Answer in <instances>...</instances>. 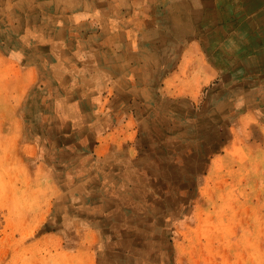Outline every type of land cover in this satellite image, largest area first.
<instances>
[{"label": "rangeland", "instance_id": "rangeland-1", "mask_svg": "<svg viewBox=\"0 0 264 264\" xmlns=\"http://www.w3.org/2000/svg\"><path fill=\"white\" fill-rule=\"evenodd\" d=\"M210 1L99 51L0 41V264H264V0Z\"/></svg>", "mask_w": 264, "mask_h": 264}, {"label": "crops", "instance_id": "crops-1", "mask_svg": "<svg viewBox=\"0 0 264 264\" xmlns=\"http://www.w3.org/2000/svg\"><path fill=\"white\" fill-rule=\"evenodd\" d=\"M156 2H163L160 10L165 13L163 18L185 25L194 17H202L205 8L204 0H0V27L10 36L0 41L49 42L60 44L58 47L66 43V48L73 44L75 50L92 43L95 44L91 46L93 50L108 49L106 43L120 41L119 28L123 26L131 30L129 42L137 40L139 20L150 17L148 14L154 10ZM210 2L218 18L251 17V0ZM143 4H147L146 10L139 9ZM230 6L233 9L229 11ZM26 27L29 31L24 30ZM31 30L37 33L33 39L26 33Z\"/></svg>", "mask_w": 264, "mask_h": 264}]
</instances>
